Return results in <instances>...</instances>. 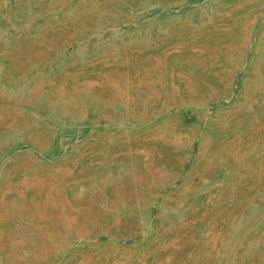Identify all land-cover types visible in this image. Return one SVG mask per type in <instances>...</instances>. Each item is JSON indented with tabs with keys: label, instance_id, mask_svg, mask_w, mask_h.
I'll list each match as a JSON object with an SVG mask.
<instances>
[{
	"label": "rangeland",
	"instance_id": "obj_1",
	"mask_svg": "<svg viewBox=\"0 0 264 264\" xmlns=\"http://www.w3.org/2000/svg\"><path fill=\"white\" fill-rule=\"evenodd\" d=\"M0 264H264V0H0Z\"/></svg>",
	"mask_w": 264,
	"mask_h": 264
}]
</instances>
